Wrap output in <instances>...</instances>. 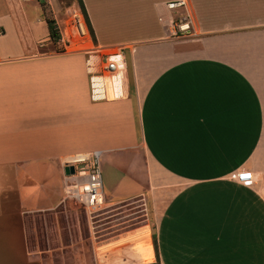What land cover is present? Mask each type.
I'll return each mask as SVG.
<instances>
[{"label":"crops","instance_id":"crops-1","mask_svg":"<svg viewBox=\"0 0 264 264\" xmlns=\"http://www.w3.org/2000/svg\"><path fill=\"white\" fill-rule=\"evenodd\" d=\"M167 1L82 0L92 47L122 49L104 90L94 51H42L53 43L43 1L0 0V264L38 259L30 220L62 202L63 160L93 152L100 171H116L104 196L145 212L141 229L103 245L109 264L154 262L152 232L160 264H259L264 0ZM179 15L187 34L174 33ZM241 170L250 184L234 178Z\"/></svg>","mask_w":264,"mask_h":264},{"label":"rangeland","instance_id":"rangeland-1","mask_svg":"<svg viewBox=\"0 0 264 264\" xmlns=\"http://www.w3.org/2000/svg\"><path fill=\"white\" fill-rule=\"evenodd\" d=\"M41 1L44 2L45 17L53 18L60 35L66 37L65 33L69 32L68 20L73 10L68 7L75 0H51L56 18L49 9L50 5L47 2L50 0ZM123 32L125 31L120 29L114 34L121 35ZM75 39L71 37L69 44L65 41L67 47L61 40H57L43 46L42 51L94 48L91 44V35L79 48L74 45ZM125 54L129 58L127 50ZM111 169L110 166H101L103 187L107 197L112 195L108 185L117 177L116 171ZM61 183L63 184V176ZM133 200L111 203L110 199L104 196L103 202L97 208L91 209H85L71 201L61 202L55 209L50 210V213L38 215L37 218L30 220L28 248L36 252L38 259L19 264H109L108 252L104 250L106 246L103 245L116 238L120 232L136 231L144 224L143 206L139 200ZM260 243H264V236H260ZM246 253L243 252L244 258ZM249 256L250 254L247 256L248 259ZM141 257L145 259L143 254ZM258 261L259 264H264L262 248L258 251Z\"/></svg>","mask_w":264,"mask_h":264},{"label":"built area","instance_id":"built-area-1","mask_svg":"<svg viewBox=\"0 0 264 264\" xmlns=\"http://www.w3.org/2000/svg\"><path fill=\"white\" fill-rule=\"evenodd\" d=\"M170 10L184 9L186 0H169L165 3ZM174 33L184 35L190 32V24L187 16L179 15L171 19ZM69 32L64 36L60 35L59 40L68 46L70 38H76L74 45L81 47L85 40L90 38L88 27L80 9L74 8L68 20ZM97 55L96 74L100 79L103 89L108 90L115 77L119 74L123 66L122 49H110L100 51V48H90ZM108 95V92H105ZM73 166V172L64 174L63 167ZM63 176V201H71L83 206L85 209L97 208L104 200L102 187V176L99 168V153L73 154L65 158L62 162ZM234 178L241 184L248 185L253 181V174L250 170H241L234 174Z\"/></svg>","mask_w":264,"mask_h":264},{"label":"trees","instance_id":"trees-1","mask_svg":"<svg viewBox=\"0 0 264 264\" xmlns=\"http://www.w3.org/2000/svg\"><path fill=\"white\" fill-rule=\"evenodd\" d=\"M76 1L79 5L81 11H82V14L84 16V19H85L86 25L88 27L89 33H90L92 39L95 40L93 29L90 25V22H89L85 7L83 5V2H82V0H76ZM42 4H44V3H42ZM45 21H46L47 28H48L49 39L55 43V41L59 40V38H60V32L57 28L56 22L53 18H50V17L49 18L46 17ZM62 50H63L62 48L55 49V51H62ZM152 243H153V248H154L156 260L154 262H150V263H146V264H160L159 263V257H158L159 255H158L157 238H156V235L154 232H152Z\"/></svg>","mask_w":264,"mask_h":264},{"label":"bare ground","instance_id":"bare-ground-1","mask_svg":"<svg viewBox=\"0 0 264 264\" xmlns=\"http://www.w3.org/2000/svg\"><path fill=\"white\" fill-rule=\"evenodd\" d=\"M139 242H141L140 243V246H141V252H142V254H143V256H144V258H150L153 254V251H152V248H151V245H150V243L148 242V240L145 238V236H143L142 238H141V241H139ZM152 254V255H151ZM153 257V256H152Z\"/></svg>","mask_w":264,"mask_h":264},{"label":"water","instance_id":"water-1","mask_svg":"<svg viewBox=\"0 0 264 264\" xmlns=\"http://www.w3.org/2000/svg\"><path fill=\"white\" fill-rule=\"evenodd\" d=\"M74 170H73V166H69V165H66L63 167V172L64 174H70L72 173Z\"/></svg>","mask_w":264,"mask_h":264}]
</instances>
